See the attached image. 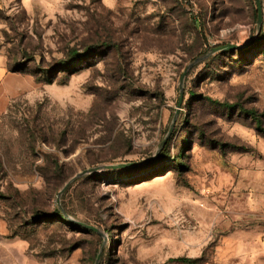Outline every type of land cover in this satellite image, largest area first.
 <instances>
[{"label": "rangeland", "instance_id": "1", "mask_svg": "<svg viewBox=\"0 0 264 264\" xmlns=\"http://www.w3.org/2000/svg\"><path fill=\"white\" fill-rule=\"evenodd\" d=\"M259 2L0 0V264L257 260Z\"/></svg>", "mask_w": 264, "mask_h": 264}, {"label": "water", "instance_id": "2", "mask_svg": "<svg viewBox=\"0 0 264 264\" xmlns=\"http://www.w3.org/2000/svg\"><path fill=\"white\" fill-rule=\"evenodd\" d=\"M255 3H256V11H257V23L258 25L260 26V23H261V6H260V2L259 0H255ZM252 42V41H251ZM249 42V44L251 43ZM244 46H241V45H237V44H232V43H228V44H224V45H221V46H218L216 48H213V49H229V50H235V49H242ZM201 59L200 58H196L194 62H196L197 60ZM185 71L182 73L181 77L184 75ZM180 81H181V78H180ZM181 100V85H180V97H179V101ZM134 164L133 162H130V163H119V164H108V165H103V167L105 168H115V167H123V166H128V165H132ZM95 170H97V167H91V168H86V169H83L82 171H80L79 173H77L75 175L76 176H80L82 174H85V173H91V172H94ZM74 178V177H73ZM72 178V179H73ZM71 179V180H72ZM67 181L63 186L62 188L58 191L57 193V197L66 189V187L68 186V184L70 183V181ZM83 226H86L88 228H91V229H94V227L90 226V225H87V224H84V223H81ZM98 258H99V255L96 256V260H95V264H97V261H98Z\"/></svg>", "mask_w": 264, "mask_h": 264}, {"label": "crops", "instance_id": "3", "mask_svg": "<svg viewBox=\"0 0 264 264\" xmlns=\"http://www.w3.org/2000/svg\"><path fill=\"white\" fill-rule=\"evenodd\" d=\"M15 244L16 241L12 236H10V229L7 221L0 218V250L9 253L11 252ZM257 247L259 248V250L257 252L256 258L254 257V259L257 260L251 262V264H264V241H261V239H259Z\"/></svg>", "mask_w": 264, "mask_h": 264}, {"label": "trees", "instance_id": "4", "mask_svg": "<svg viewBox=\"0 0 264 264\" xmlns=\"http://www.w3.org/2000/svg\"><path fill=\"white\" fill-rule=\"evenodd\" d=\"M228 50H229V49H228ZM235 50H239V49H235ZM250 113L252 114L251 111H250ZM255 119H256V124H257V126H259V124H260V120H259L257 117H256ZM177 260H179V261H186L187 259H186L185 257H178Z\"/></svg>", "mask_w": 264, "mask_h": 264}]
</instances>
